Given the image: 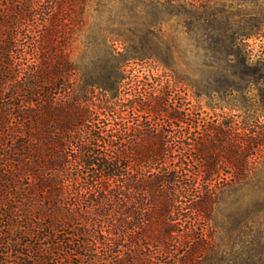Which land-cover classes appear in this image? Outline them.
I'll return each instance as SVG.
<instances>
[{
	"label": "trees",
	"instance_id": "16d2710c",
	"mask_svg": "<svg viewBox=\"0 0 264 264\" xmlns=\"http://www.w3.org/2000/svg\"><path fill=\"white\" fill-rule=\"evenodd\" d=\"M181 12L194 14L180 0H0V264H263L264 122L245 95L264 63L246 34L208 24L196 69L177 73L157 30ZM89 17L85 46L102 52L74 58ZM148 59L198 97L237 93L219 106L231 113L136 88L127 104L144 120L122 124L128 64Z\"/></svg>",
	"mask_w": 264,
	"mask_h": 264
},
{
	"label": "rangeland",
	"instance_id": "374dc122",
	"mask_svg": "<svg viewBox=\"0 0 264 264\" xmlns=\"http://www.w3.org/2000/svg\"><path fill=\"white\" fill-rule=\"evenodd\" d=\"M180 2L188 10L193 9V16L187 15L185 12L176 13L172 16L167 15L160 23L162 26L161 30H157L158 36L164 41H168L171 45V50H166L163 47L161 52L164 54L165 52H172V69L177 73H190L196 69V55L202 52L197 51L195 41L218 34L209 30L208 26H206L208 24L223 25L228 23L231 26V30L228 32L230 36L246 34L247 37L242 42H244L245 51L252 57V63L255 64L259 60L264 63V0H180ZM190 3H195L198 8H193ZM218 12H224V17H215V13L217 14ZM92 21L93 19L89 17L82 29H76L72 32L71 52L74 58L83 55L84 52L87 54L102 52L101 48L96 45L90 48H86L85 46L89 41L88 28L91 27ZM115 46L119 51H123L125 47L121 41H116ZM127 69L129 70V79H126L121 95V102L123 104L116 106L115 117L122 124L132 126V128L138 122L144 120L140 116V113H134V111L129 109V105L127 104L128 100H131L127 98L131 97L130 94L136 88H141L142 91H145L166 87L172 90L178 97H186L191 102V105L201 112L202 116L206 115L207 118H219L221 120L222 117L219 115L223 114L222 111L231 113V110L229 107L221 110L219 106L221 104L232 105L236 101L235 97L238 95L237 93L225 96L215 95L212 100L207 97H198L189 85L179 82L175 78L173 71L169 67H164L151 59L132 60L128 64ZM263 87L264 84L262 82L250 85L245 98H247L246 103L248 104L249 114L253 117L259 116V120L264 122V107H260L262 98L260 88ZM212 103L216 106L215 108L209 107L208 104ZM260 170V175L264 181V161ZM223 199L224 205L227 207V210L224 212L225 215H231V221H236L241 213L244 212V208H241V212L233 209L232 204L235 200V195L229 192L224 194ZM260 222L264 230V215L260 219Z\"/></svg>",
	"mask_w": 264,
	"mask_h": 264
}]
</instances>
